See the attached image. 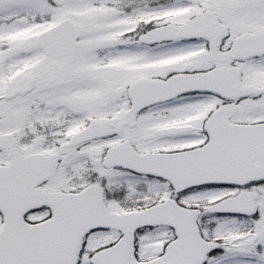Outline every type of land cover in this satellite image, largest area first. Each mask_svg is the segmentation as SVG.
Listing matches in <instances>:
<instances>
[{"label": "snow or ice", "instance_id": "6c2138e0", "mask_svg": "<svg viewBox=\"0 0 264 264\" xmlns=\"http://www.w3.org/2000/svg\"><path fill=\"white\" fill-rule=\"evenodd\" d=\"M0 264H264V0H0Z\"/></svg>", "mask_w": 264, "mask_h": 264}]
</instances>
